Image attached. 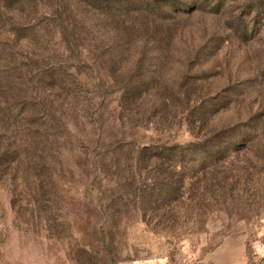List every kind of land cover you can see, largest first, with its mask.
Listing matches in <instances>:
<instances>
[{
  "label": "rangeland",
  "instance_id": "1",
  "mask_svg": "<svg viewBox=\"0 0 264 264\" xmlns=\"http://www.w3.org/2000/svg\"><path fill=\"white\" fill-rule=\"evenodd\" d=\"M174 1L188 9L0 0V154L55 161L59 217H20L36 180L0 167V264H264V0ZM248 125L247 148L193 161L200 140ZM144 146L186 165H139Z\"/></svg>",
  "mask_w": 264,
  "mask_h": 264
},
{
  "label": "trees",
  "instance_id": "2",
  "mask_svg": "<svg viewBox=\"0 0 264 264\" xmlns=\"http://www.w3.org/2000/svg\"><path fill=\"white\" fill-rule=\"evenodd\" d=\"M86 1V0H83ZM104 12H108V7L110 9L116 10H128L130 7H135V11H144L146 13L155 15V16H164L165 11L163 10L164 3H167V6L171 10L183 9L187 10L188 5L180 4L174 0H91ZM109 9V10H110ZM131 9V8H130ZM166 15L167 14L166 12ZM62 81L60 75H55L53 81ZM131 91L128 90L126 95L128 96ZM123 105L118 106L115 112L112 113L114 123H120L121 119L123 118L122 111L119 112L118 109L121 108ZM14 107L10 105L9 110L11 111ZM118 111V112H117ZM103 119V117H100ZM15 121V120H14ZM5 122V121H4ZM46 128L47 123L45 122ZM103 124H106V120L103 121ZM50 125V124H49ZM248 134L246 135L245 132H237L235 129H228L224 130L225 132L212 135L211 137H206L203 140H200L198 144L194 145L193 153L196 155H200L199 158H193V161H198V163L210 164V165H218L220 162L225 161L227 155L230 152H239L245 148H247L248 144L254 139V135L256 134L255 131L258 130L255 126H246ZM49 130H51L49 128ZM227 131V132H226ZM107 146H104L106 148ZM1 148V147H0ZM22 154L16 148H12L11 145L6 147L4 151L0 154V167L4 168V174L10 176L11 181L14 185L18 182H21L24 186H29L30 181L35 179L36 188L29 189L28 197L25 201H21L22 199L19 198L23 196L22 193H18V187L15 186V197L18 200H13L12 205L16 209L17 214L20 217H24L25 214L30 216L32 221H46L49 223L51 220L56 219L58 217L57 214L54 215L56 202L52 199H47L46 195L50 194L49 184L48 181H56L57 178V166H55V161L52 164L49 162L42 160L41 167H46L45 170H40L39 167L34 165V161L29 160L26 161L22 158ZM136 162L137 164H148V163H157L159 161L164 160L163 162L169 163L172 167L177 170L183 163L185 164V160L180 158V149L179 148H167V147H153V146H144L140 151L137 152ZM182 163V164H181ZM33 165V166H32ZM49 168L48 166H51ZM186 165V164H185ZM184 165V169H185ZM32 166V168H31ZM98 170V169H97ZM36 171V172H34ZM7 173V174H6ZM49 177L46 180H40L42 177ZM162 193V198L157 199L156 201L165 203L167 201H171V196L175 195L173 186H167L160 190ZM25 194V193H24ZM115 200V199H114ZM113 201V200H112ZM156 202V204H157ZM25 204V205H23ZM143 205L151 206L152 204L148 201L143 202ZM140 220L146 219V216H140ZM51 231V228L48 229Z\"/></svg>",
  "mask_w": 264,
  "mask_h": 264
}]
</instances>
